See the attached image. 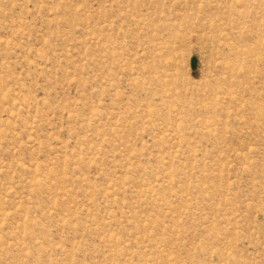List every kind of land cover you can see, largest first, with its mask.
Wrapping results in <instances>:
<instances>
[{
    "label": "rangeland",
    "instance_id": "1",
    "mask_svg": "<svg viewBox=\"0 0 264 264\" xmlns=\"http://www.w3.org/2000/svg\"><path fill=\"white\" fill-rule=\"evenodd\" d=\"M0 264H264V0H0Z\"/></svg>",
    "mask_w": 264,
    "mask_h": 264
}]
</instances>
